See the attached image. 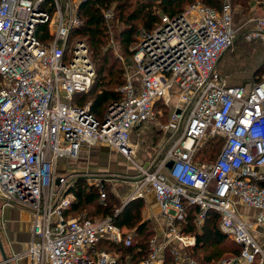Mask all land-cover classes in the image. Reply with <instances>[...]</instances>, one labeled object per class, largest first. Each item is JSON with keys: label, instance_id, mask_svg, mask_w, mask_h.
<instances>
[{"label": "built area", "instance_id": "obj_1", "mask_svg": "<svg viewBox=\"0 0 264 264\" xmlns=\"http://www.w3.org/2000/svg\"><path fill=\"white\" fill-rule=\"evenodd\" d=\"M83 1L0 0V199L32 214L26 253L38 264H120L113 252L94 247L100 239L131 244L132 234L114 222L121 207L104 218L66 214L74 182L57 168L61 158H77L83 146L107 145L131 159L132 131L161 99L173 106L166 130L177 124L176 134L183 125L152 167L136 163L141 173L122 202L153 190L166 220L164 238L150 239V252L139 264H163L165 249L180 255V244L196 243L197 236L178 224L186 204L199 208V226L210 210L218 211L221 229L242 247L239 259L257 264L259 256L264 264V77L229 84L218 70L240 35L264 43V15L236 26L232 0L221 10L196 0L178 14H162L140 38L121 97L100 118L92 101L76 102L96 77L86 41L72 35L82 24ZM105 16L111 18L112 10ZM219 136L217 156L200 160L203 143ZM94 184L104 199V179L96 176ZM240 204L257 209L252 220Z\"/></svg>", "mask_w": 264, "mask_h": 264}, {"label": "trees", "instance_id": "obj_2", "mask_svg": "<svg viewBox=\"0 0 264 264\" xmlns=\"http://www.w3.org/2000/svg\"><path fill=\"white\" fill-rule=\"evenodd\" d=\"M196 0H85L79 7V16L82 19V24L72 31L73 36L85 39L89 44L90 52L94 62L98 64V72H96L95 82L89 92H84L78 95L76 102L79 104L92 101V111L100 118L104 116L108 105L114 100L121 97L119 91L120 86L126 82L124 78V69L116 67V61L113 59L110 49L107 46L110 24L114 20L121 21L125 24L122 30V39L127 43H132L136 39V34L139 26L143 30L150 31L154 26L161 21L162 14L175 15L182 12L187 5ZM225 0H201V2L210 5L218 10H221ZM187 3V4H186ZM186 4V5H185ZM232 4L240 6L241 12L248 10V0H232ZM112 10L113 16L106 17L105 11ZM243 38L240 35L238 38ZM237 38V40H238ZM245 41V40H244ZM131 53H134L133 51ZM226 53V52H225ZM264 66H258L257 70ZM117 73L115 74V69ZM108 72L110 79L109 83L118 81L117 86H108L103 84L101 80L105 77V72ZM264 73L256 77V81L262 79ZM115 80L113 77H115ZM254 83V82H253ZM163 106L167 111L168 107L161 99L155 104ZM222 137L208 138L198 151L200 160L214 159L220 146L222 145ZM160 158V155L157 157ZM107 196L102 199L100 191L95 184L87 183L83 177H78L70 187V191L75 194L71 206L65 210L66 214L85 216L91 213H100L98 218H104L109 215H114L116 208L121 207L120 211L114 216V222L119 226L126 228H135V236H133L130 245L116 244L106 239H100L94 247L95 250L100 247L113 252L118 256L120 264H126L127 260L131 264H139L143 257H146L150 252V239L156 234L155 224L152 220L143 218L142 208L144 198L139 197L130 200L124 206L122 201L118 203L115 200H107L110 192L106 186ZM114 195V194H113ZM106 200V201H105ZM108 201V202H107ZM199 208L195 205L186 204V215L178 224L182 226L185 233L195 234L197 241L194 245L188 246L186 251L191 255H196L203 248H212L210 252L199 258L201 263L210 264L213 258L220 256L225 251H232L237 256L241 252V245L230 239L229 235L221 229L220 213L216 210H210L204 224L199 226L196 221V215ZM95 218V217H93ZM210 226L211 231L207 230L208 236H211L212 243L207 244L204 237V228ZM202 228V229H201ZM206 245L208 247H206ZM215 247H212L214 246ZM195 259V258H193ZM198 260V259H195ZM163 264H179L175 260V254L170 248L165 249Z\"/></svg>", "mask_w": 264, "mask_h": 264}, {"label": "rangeland", "instance_id": "obj_3", "mask_svg": "<svg viewBox=\"0 0 264 264\" xmlns=\"http://www.w3.org/2000/svg\"><path fill=\"white\" fill-rule=\"evenodd\" d=\"M260 15H264V0H248V10L243 13L240 10V6L234 4L233 17L236 26H240L241 24L246 22L249 18H254ZM124 28H125V24L121 21L114 20L113 22H111L110 34H109L107 46L110 49V53L113 59L116 61V67H121L124 69L125 71L124 78H125V76H127V74L134 68L133 56L134 53L136 52V48L140 41V38L146 32V30H143L142 27L139 26L138 27L139 30L136 34V39L132 43H127L125 40L122 39L121 36L122 30ZM87 45L89 48L88 43ZM132 51L134 53H131ZM89 52H90V48H89ZM90 56L91 59L93 60L91 52H90ZM94 65L96 72H98V64L94 62ZM261 65L264 66V43H262L261 41H248L245 38L242 39L240 37L238 38V40H236L235 45L229 50H227L226 53L223 54L218 64V70L220 71L222 77L229 84L250 85L256 81L257 76L259 75L261 76L264 73V67H261L257 70V67ZM116 73H117V68L115 69V74ZM104 74L105 77L101 79L103 81V84L108 86H117L119 84L118 81H114L112 83L108 82L110 76H108L107 70ZM113 78L115 80L116 76ZM166 106L168 107L167 111L163 106L158 105L154 109V114L148 120L142 122L140 125L136 126L133 129L130 143L134 148V154L131 159H126L130 166L132 167L136 166L138 168L137 164H139V165H144L146 167H152L155 161L158 159L157 157L159 155H162L167 150V148L170 146L172 142V139L176 138L177 133L181 131L180 127H182L183 124L179 125V130L175 134L177 124L172 123L170 125V128H173L174 132H171L169 137H167L166 133L168 130H166V127L168 124H170L171 121L170 117H171V112L173 111V106L172 104L170 105L166 104ZM81 158L88 159V157L85 158L83 156ZM120 160H122V158L119 157L118 160L115 162L116 166L111 167L107 171L105 170L93 171L90 169L80 170L79 169L80 158H79L70 164L64 163L58 166L57 174L66 175L68 179L72 182H74L78 177H83L86 179L87 183L89 184H94L96 176H100L104 179L108 191L110 192V196L107 197L108 198L107 200H115L118 201V203H120L121 201L120 198L116 196V193L108 185V184L120 185L121 181H123L127 176L126 172H124L127 166H125L124 164L119 165ZM140 173L141 172L137 170L136 174L139 175ZM112 187L116 190L118 189L116 186H112ZM85 216L96 218L100 216V213H91ZM162 227L164 229V224ZM162 227L159 228L158 226V228H156L155 226V232L156 234H158V236L159 234L165 236L166 230H162ZM210 228H211L210 226L206 225V227L204 228L205 235L207 234L206 233L207 230L211 231ZM128 232L132 234V237L135 236L136 234L134 227L130 228ZM204 239L206 240V243L208 245L211 244L213 241L211 240V236L208 235H206ZM180 246L183 248V253H180V255H175V260L177 256V259L179 260L178 261L179 264H187L188 262L191 263L190 259L193 258L198 259V260L194 259V261H196L195 264L197 263L203 264L201 263V261H199L200 260L199 258L204 256V254L210 252V249H212L211 247L209 248L206 245V247L208 248L200 249V252L198 251L196 255L192 256L190 252L186 251L187 248H185V246L181 244ZM212 247H215V245ZM97 250L98 251L106 250V248L100 247L97 248ZM230 258L237 259L235 264H245L243 260L239 259V256H237L235 253H232V251H228V250L223 252L220 256L213 258L210 264H219L220 261ZM255 261L258 264L259 256L256 257ZM126 264H131V262L127 260Z\"/></svg>", "mask_w": 264, "mask_h": 264}, {"label": "crops", "instance_id": "obj_4", "mask_svg": "<svg viewBox=\"0 0 264 264\" xmlns=\"http://www.w3.org/2000/svg\"><path fill=\"white\" fill-rule=\"evenodd\" d=\"M171 129L167 131V137H169ZM82 156L85 158L88 157V159H83L81 158ZM119 157L122 158L119 165L124 164L127 166L124 170L127 176L123 181H121L120 185H108L116 193V196L124 202L129 198V195L134 189V180L136 178L135 176L137 175L136 173L138 168L136 166H130L126 160L128 159L127 156L122 152L103 144L95 145L89 148L87 146H83L77 158L63 157L61 158L59 166L64 163L70 164L80 158V170L90 169L93 171H107L111 167L116 166L115 162ZM112 186H116L118 189L116 190ZM143 198L144 205L142 208V216L146 219L152 220L156 228H158V226L161 228L164 224V229L162 227V230H165L166 220L158 203L155 192L153 190H147ZM238 210L241 211L244 218L248 220H252L257 213L256 208L244 204L238 205ZM31 220L32 214L28 209L18 204L4 203L3 200L0 199V236L2 238L4 248L8 256H10L11 264H38L36 260L31 258V256L26 253L32 238ZM127 230H129V228H127ZM159 238L162 240L164 236L159 234ZM0 264H5L3 262L1 251Z\"/></svg>", "mask_w": 264, "mask_h": 264}, {"label": "water", "instance_id": "obj_5", "mask_svg": "<svg viewBox=\"0 0 264 264\" xmlns=\"http://www.w3.org/2000/svg\"><path fill=\"white\" fill-rule=\"evenodd\" d=\"M172 164H173V161H169L167 163V165L169 167H171ZM0 251H1V254H2V257H3V262L5 264H11V262H10V256H8V254H7V252H6L5 248H4V245H3V241H2L1 236H0Z\"/></svg>", "mask_w": 264, "mask_h": 264}]
</instances>
